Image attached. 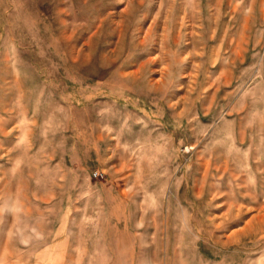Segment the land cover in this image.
Here are the masks:
<instances>
[{
	"label": "rangeland",
	"instance_id": "1",
	"mask_svg": "<svg viewBox=\"0 0 264 264\" xmlns=\"http://www.w3.org/2000/svg\"><path fill=\"white\" fill-rule=\"evenodd\" d=\"M0 264H264V0H0Z\"/></svg>",
	"mask_w": 264,
	"mask_h": 264
},
{
	"label": "built area",
	"instance_id": "2",
	"mask_svg": "<svg viewBox=\"0 0 264 264\" xmlns=\"http://www.w3.org/2000/svg\"><path fill=\"white\" fill-rule=\"evenodd\" d=\"M95 173V175H98V173L97 172H94Z\"/></svg>",
	"mask_w": 264,
	"mask_h": 264
}]
</instances>
